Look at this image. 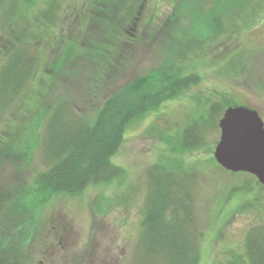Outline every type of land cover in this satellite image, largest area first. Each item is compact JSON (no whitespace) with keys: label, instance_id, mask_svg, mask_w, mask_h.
I'll return each instance as SVG.
<instances>
[{"label":"rangeland","instance_id":"rangeland-1","mask_svg":"<svg viewBox=\"0 0 264 264\" xmlns=\"http://www.w3.org/2000/svg\"><path fill=\"white\" fill-rule=\"evenodd\" d=\"M230 1L225 9L218 7L219 0H202L200 4L193 0H144V11L133 12L137 20L130 23L138 42L107 73L84 54L89 47L86 45L92 48L94 42L101 41L99 28L88 40H80L78 32L86 27L94 31L93 22L86 21L84 0H37L13 20L0 12V68L5 62L1 47L13 38L22 37L20 42L37 47L40 56L25 94L0 113L1 155L5 154L1 149L9 145L26 152L27 141L34 137L31 153L34 140L43 133L39 130L41 118L36 116L39 102L48 107L61 97L80 98L81 91L83 99L81 86L89 85L101 86L95 93L101 102L108 91L170 65H176L183 75L199 77V82L178 100L163 104L130 126L121 151L112 160L125 170L123 177L81 195L60 194L47 200L46 195L34 194L24 198L37 232L29 243L28 264H141L137 249L147 172L156 164L180 163L197 169L194 193L201 240L199 264H219L232 251L242 253L248 233L264 226V187L257 184V179L201 163L209 149L214 152L220 142V119L207 129L203 152L174 154L172 143L163 138H175L198 112L207 116L209 105L223 103V99L231 100L232 107L256 109L264 122V0L245 6L241 5L245 0ZM134 2L129 0L128 5L134 7ZM215 13L225 16V34L220 38H210L214 34L210 29L206 32V27H212L199 21ZM171 18L175 21L167 26ZM122 22L127 24L125 19ZM193 28L198 29L197 34ZM172 41L180 46L178 52ZM77 42L84 45L77 46ZM181 53H185L183 57ZM67 54L74 58L66 60ZM60 65L64 67L62 74L57 73ZM99 75L102 80L97 83ZM46 86H53L48 93ZM80 100L76 99V104L82 109ZM40 136L29 164L21 161L17 151L0 159V202L4 190L28 183L47 170Z\"/></svg>","mask_w":264,"mask_h":264},{"label":"trees","instance_id":"trees-1","mask_svg":"<svg viewBox=\"0 0 264 264\" xmlns=\"http://www.w3.org/2000/svg\"><path fill=\"white\" fill-rule=\"evenodd\" d=\"M36 1L0 0V12L4 18L13 20L33 7ZM256 1L245 0L241 5ZM128 2L129 0H84L86 21L88 24L93 22L94 31L91 32L86 27L84 31L77 32L80 40H86L94 35L95 28L100 29L101 41L91 45L96 49L85 44L89 47L84 54L91 59L93 65H100L98 68L105 73L109 68L117 66L121 61L119 58L130 53L132 45L139 39L131 30L130 23L134 20L133 12L144 11V0H135L134 7L132 4L128 5ZM201 2L202 0H193L194 4ZM219 2V8L228 9L231 1ZM224 17L223 13H215L210 19L201 18L199 21H205L212 27H206V32L210 29V34H214L209 35L210 38H220L225 34ZM123 19L127 24L122 22ZM136 20L135 18L134 24ZM172 21L175 20L171 18L166 25L172 26ZM194 27H198V22ZM197 33L198 29L195 30V34ZM21 38H13L6 46L1 47L4 49L2 53L5 54V62L0 68V113L8 110L25 94L38 66L39 49L30 43L20 42ZM172 42L171 45L178 52L180 46ZM79 45L84 43L77 42V46ZM182 50L184 52L183 46ZM184 54L181 53L182 57ZM175 56L178 58V54ZM71 58L74 57H65L66 60ZM60 66L57 73L62 74L64 67ZM98 78L97 83L101 82L102 76L99 75ZM52 82H55L54 78ZM198 82L199 77L183 75L176 65H170L157 69L146 77H139L123 88L108 91L105 100L101 102H98L95 95L101 86L93 85L81 86L85 93L83 99L81 91L80 98L61 97L56 102H50L48 107L42 104L43 101L39 102L36 116L41 118L39 130L43 133L41 136L37 135L31 153L30 142L34 137L27 141L26 152L21 149L17 151L10 145L1 149L5 154H0V159L7 153L12 156L20 152L18 155L21 154V161L29 164L40 136L39 143L47 170L28 183H20L4 190L0 202V264H28L29 243L37 232L33 225L34 219L24 207V198L28 199L34 194L46 195L47 200L60 194L81 195L89 188L123 177L125 170L112 160L121 151L130 126L158 111L163 104L178 100ZM52 87L46 86L47 93ZM76 99H81L82 109L76 104ZM222 102H212L207 109V116L204 112H198V116L182 132L176 133L175 138L163 137L166 143H172L171 152L186 155L202 151L207 129L218 124L226 109L232 106L231 100L223 99ZM213 153L210 148L201 163L224 170L215 161ZM179 164H156L148 169L141 240L137 249L141 264L200 263L201 240L197 233L194 193L197 169H188ZM257 184L261 186L258 181ZM219 264H264V226L255 227L248 233L242 253L232 251L230 257Z\"/></svg>","mask_w":264,"mask_h":264},{"label":"water","instance_id":"water-1","mask_svg":"<svg viewBox=\"0 0 264 264\" xmlns=\"http://www.w3.org/2000/svg\"><path fill=\"white\" fill-rule=\"evenodd\" d=\"M221 139L214 153L226 171L249 174L264 187V122L257 110L230 107L219 123Z\"/></svg>","mask_w":264,"mask_h":264}]
</instances>
